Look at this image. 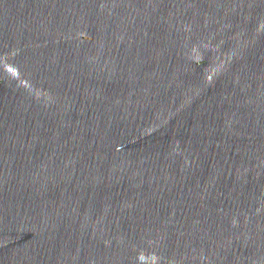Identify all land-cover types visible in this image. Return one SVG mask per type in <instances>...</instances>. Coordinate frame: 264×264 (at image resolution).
I'll use <instances>...</instances> for the list:
<instances>
[{"label":"water","instance_id":"water-1","mask_svg":"<svg viewBox=\"0 0 264 264\" xmlns=\"http://www.w3.org/2000/svg\"><path fill=\"white\" fill-rule=\"evenodd\" d=\"M0 264H264V0H0Z\"/></svg>","mask_w":264,"mask_h":264}]
</instances>
